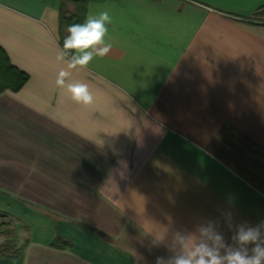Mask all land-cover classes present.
<instances>
[{
  "label": "crops",
  "instance_id": "0c3cea01",
  "mask_svg": "<svg viewBox=\"0 0 264 264\" xmlns=\"http://www.w3.org/2000/svg\"><path fill=\"white\" fill-rule=\"evenodd\" d=\"M75 1L0 0L29 76L0 93V212L28 240L0 264H155L156 234L264 221V0H81L113 17L110 53L67 81L90 105L55 84Z\"/></svg>",
  "mask_w": 264,
  "mask_h": 264
},
{
  "label": "clouds",
  "instance_id": "9594fccd",
  "mask_svg": "<svg viewBox=\"0 0 264 264\" xmlns=\"http://www.w3.org/2000/svg\"><path fill=\"white\" fill-rule=\"evenodd\" d=\"M113 17L108 10L87 14L80 23L68 25L63 46L56 55L65 63L55 80L58 88H66L78 104L90 105L95 97L86 83H68L71 70L86 68L94 58L106 57L112 44L106 39ZM231 235L226 238L218 221L195 225L193 230H176L170 239L156 234L157 245L167 248L168 256L156 257L155 264H264V221L251 225L236 222L231 211L222 213Z\"/></svg>",
  "mask_w": 264,
  "mask_h": 264
},
{
  "label": "trees",
  "instance_id": "16d2710c",
  "mask_svg": "<svg viewBox=\"0 0 264 264\" xmlns=\"http://www.w3.org/2000/svg\"><path fill=\"white\" fill-rule=\"evenodd\" d=\"M264 13V6L261 8ZM87 15V4L85 1H75L73 10L69 9L67 2H62L60 5V45L63 46V39L68 34L66 29L72 23L83 22ZM29 76L12 65L7 53L0 47V93L10 90L12 92L19 91L28 81ZM8 215L0 212V235L5 236L6 240L0 243V255L2 256H19L28 244L26 240L21 246H17L15 241V229L11 220H8ZM60 238L54 242L58 245ZM69 243L66 242L68 246Z\"/></svg>",
  "mask_w": 264,
  "mask_h": 264
},
{
  "label": "rangeland",
  "instance_id": "374dc122",
  "mask_svg": "<svg viewBox=\"0 0 264 264\" xmlns=\"http://www.w3.org/2000/svg\"><path fill=\"white\" fill-rule=\"evenodd\" d=\"M3 221V219H0V222Z\"/></svg>",
  "mask_w": 264,
  "mask_h": 264
}]
</instances>
